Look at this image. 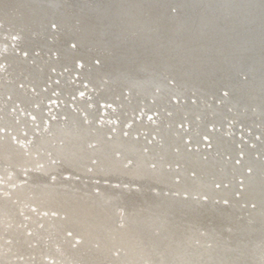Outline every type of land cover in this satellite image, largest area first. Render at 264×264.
Returning <instances> with one entry per match:
<instances>
[{"label":"bare ground","instance_id":"1","mask_svg":"<svg viewBox=\"0 0 264 264\" xmlns=\"http://www.w3.org/2000/svg\"><path fill=\"white\" fill-rule=\"evenodd\" d=\"M75 2L93 5L91 0ZM29 3L35 10L20 14L5 5L6 0H0V63L7 65L0 70V131L17 135L23 127L30 130L31 119L26 115L21 118L17 111L20 107L25 113L27 108L41 126L33 125L28 138L22 135L27 140L20 146L39 154V158L25 156L5 132L0 133V164L11 165L16 172L20 166L49 161L46 155L57 162L40 166L38 172L25 171L26 178L11 177L16 185L10 188L12 195H5L7 188L2 187L0 264H264V123H260L264 122V0H106L103 18L120 37L122 47L135 54L134 61L126 60L125 67L116 71V79L110 73L92 72L88 59H76L69 70L70 65L59 54L51 57L59 49L56 43L42 42L31 49V54L38 52L41 64L24 49L27 58L17 55L7 38L16 36L21 49L20 35L31 41L38 38L37 23L47 27V34L52 33L49 38L59 32V24L66 28L77 25L87 31L94 28L80 24L79 9H69L67 0ZM173 7L179 12L173 13ZM96 38L97 34L93 40ZM68 39V44L59 45L75 55V38ZM195 47L201 56L195 55ZM79 64L81 69H75ZM65 68L78 75L75 83L63 72ZM247 68L254 83H247L243 76ZM55 69L62 73H52ZM134 69L141 71L135 74ZM209 70L217 73L212 77ZM232 75L242 76L233 83L232 94L214 85L222 78L229 84ZM55 78L60 82L54 83V88L42 89ZM200 82L207 92L217 91L220 97L202 98ZM21 83L28 87L21 89ZM30 89L35 91L33 97ZM56 89L61 93L52 96L55 103L67 99L74 106L59 103L57 110L51 103L54 111L47 115L40 101ZM77 90L87 92L72 103L70 98ZM235 93L244 105L242 114L233 107L230 112L235 118H226L259 136V140L255 136L249 139L244 149L237 147L240 141L232 136L227 119L225 127L214 124L222 105L236 106ZM101 102L113 104L116 133L101 122L103 126L93 122ZM31 105L38 108L31 109ZM143 110L148 115L157 114L148 121L145 116L138 117ZM197 113L205 117V127L203 118L194 117ZM60 116L67 122L57 120ZM210 126L215 128L210 131ZM140 133L151 141L150 135H155L158 140L146 143ZM202 136L209 138V149L200 148ZM66 173V178L61 176ZM52 174L61 179L49 182ZM240 177L242 190H237L236 179ZM93 178L122 186L93 185ZM24 179L26 182L16 184V180ZM216 183L224 184L216 188ZM28 203L64 216L52 214L36 220L33 209L25 208ZM253 203L254 208H249ZM24 223L28 224L25 231L19 227ZM68 230L72 238L65 234ZM34 240L38 242L35 246ZM16 255L22 259L13 260ZM46 256H50L48 261Z\"/></svg>","mask_w":264,"mask_h":264},{"label":"rangeland","instance_id":"2","mask_svg":"<svg viewBox=\"0 0 264 264\" xmlns=\"http://www.w3.org/2000/svg\"><path fill=\"white\" fill-rule=\"evenodd\" d=\"M4 2H5V0H3ZM31 1V0H30ZM29 0H15V1H11L10 2V0H6V4L5 5H8L9 6V8H12L13 9V12L14 11H18L20 14H23V13H25V11H29V12H31V11H33L32 9H34V5L33 4H30L29 2H30ZM36 2H39L40 3V5L41 4H43V1L44 0H35ZM68 1V6H69V9H73V10H75L74 8H78L79 9V11H80V14H78V18L80 19V24L82 25V26H84V27H86L87 29L91 26V25H94V26H92V28L93 29H91V30H89V31H87V30H85V29H83V28H79V27H77V25L76 26H71L70 28H66V27H64V26H61L59 23V25H58V29H59V32H57V34H55V35H53V37H51V38H49V36H51L52 35V33H50L49 32V34H47V27L45 26H43L42 24H39V23H37L36 24V26L37 27H34V28H36L37 29V31L39 32V35H38V38H35L33 41H31V40H29V39H31L30 37L28 38L25 34H23V35H20V38H21V40L20 41H22L21 42V49H19L18 48V41H17V37L16 36H12V37H8L7 38V40L6 41H8V43H9V46L11 47H13V48H15V51H16V54L17 55H19V56H22V57H24V58H27V56H26V52H24V51H22L23 49L25 50V51H27L28 52V54H29V56L31 55V57H34L33 59H34V61H35V63H40L41 64V62L40 61H38L37 60V54H38V52L36 53L34 50V52H32V54H31V52L30 51H32L31 49H33V48H35L36 47V45L37 44H43V43H45L46 45H47V42H49V43H56L57 45H58V47H59V49H57L56 51H55V53H52L51 54V57H54L55 58V54H59L60 55V59L61 60H63V61H65V62H67V64L68 65H70V68H69V70H71L72 71V68H71V66H72V64H71V62H73V61H75L76 59H78V58H82V59H88V60H86V61H88V63H89V67H91L90 69L92 70V72H94V73H107V74H112V77H115V79L117 78V76H119V75H117V73H116V71L117 70H120L121 69V67L122 68H124L125 67V63H128V62H126V60H129V61H134V60H132V57L135 55L134 54V52H130V50H128V48L126 47V48H123L122 47V44H121V40L119 39L120 37L119 36H117L116 35V33L115 32H113L112 31V29H110L109 28V24L106 22V21H108L107 19H104L103 17L105 16L103 13L105 12V10H106V5L107 4H105V1L106 0H91V2L90 3H93V5H89V4H83V5H78V3H73V1L74 0H67ZM4 5V6H5ZM4 6H2V7H4ZM19 6L21 7V8H19ZM87 6H88V8H87ZM1 7V8H2ZM32 7V8H31ZM82 7L84 8V9H82ZM169 7V6H168ZM170 9V8H169ZM172 9V8H171ZM35 10V9H34ZM96 11H99V14H96L95 15V12ZM172 11H174L173 13H175V11L176 12H179V10L177 9V8H175V7H173V9H172ZM171 11V12H172ZM78 18H76V20L78 19ZM54 20V19H53ZM51 21V20H50ZM56 21V20H55ZM72 21V20H71ZM49 26V25H48ZM54 27V26H53ZM54 29H55V27H54ZM33 30H35V29H33ZM73 30V31H72ZM79 30H81V31H83V32H85L86 33V35H87V37H82V35L80 34V32H79ZM75 31V34L73 33ZM154 32V31H153ZM8 33H10V32H8ZM27 34V33H26ZM96 34H97V38L96 39H98L99 40V42H98V40H93V36H96ZM115 34V35H114ZM155 34V33H154ZM54 36H56L57 38H55ZM71 36H74V38H75V44H74V46L76 47V49L78 50L77 51V53L75 54V55H72V54H69V52H66L65 51V49H63L64 48V46H60L59 44H61V45H65V44H68L69 42H70V40L68 39V38H71ZM76 36V37H75ZM26 39H25V38ZM119 37V38H118ZM79 38V39H78ZM12 39V40H11ZM47 39H50V40H47ZM119 39V40H118ZM123 39V38H122ZM11 41V42H10ZM14 41V42H13ZM43 42V43H42ZM26 44V45H25ZM1 45L3 46L4 44H2L1 43ZM96 45H98L97 47H95ZM16 46V47H15ZM184 46V45H183ZM136 48H137V46H135ZM2 48V47H1ZM94 48H96V49H94ZM123 48V49H122ZM139 49V48H138ZM189 49H191V47H188V50ZM195 50H196V54L195 55H199V56H201L202 55V53H201V51H199V49L197 48V47H195ZM0 51H1V49H0ZM3 51L5 52V50L3 49ZM2 51V52H3ZM138 51V50H137ZM194 50L192 49V52H193ZM1 53V52H0ZM138 53H142V54H144V52H138ZM54 54V55H53ZM146 55H147V53H146ZM206 55V54H205ZM144 56H145V54H144ZM145 58V57H144ZM78 61V60H77ZM116 61V62H115ZM94 64V65H93ZM100 64V65H99ZM122 64V66H120ZM68 65H67V67H68ZM101 65H103L104 67L103 68H101L100 66ZM5 66H7L5 63H0V70H4L3 68L5 67ZM94 66V67H93ZM151 65H149V67H150ZM36 67H38V66H36ZM78 67V66H77ZM139 67V66H138ZM39 68V67H38ZM75 69H81V65L79 64V67L78 68H76L75 67ZM132 69V68H131ZM136 69V68H135ZM134 69V73L136 74V72L137 73H139L141 70H135ZM140 69V68H139ZM69 70H67V68H65L64 70H63V72L64 73H66V74H68V75H70V77H71V80L73 79V81H71L72 83H75V80L78 78V75H76L75 73H71V71H70V73H69ZM98 70H100V71H98ZM58 70H52L51 72L52 73H54V74H60V73H62V72H57ZM149 71H152V70H149ZM146 74L148 73V71L147 72H145ZM208 73L209 74H213V75H211L212 77L217 73L216 72V70H215V72L214 73H212V72H210V70L208 71ZM244 73L245 74H243V71L241 70V73L240 74H243V76H245V77H247L248 78V81H247V83H249V81H253V83L255 82V78H253V77H248V75L249 76H252L253 74L250 72V70L247 68L246 70H244ZM73 74L75 75V76H73ZM67 75V77H69ZM72 76L74 77V78H72ZM121 76V75H120ZM139 76V75H138ZM140 76H141V74H140ZM186 77V76H185ZM240 77H242V76H237V75H235V77H233V75H232V77L231 78H229V84H227V79L225 78V80L222 78V79H220V81H217L214 85H216L217 87L219 86V87H222V88H224L225 89V91H227V93H230V94H232V92L234 91V85H233V83H236V82H238L240 79ZM184 78V77H183ZM56 79V78H55ZM54 79V81H52V82H47V85L45 86V87H43L42 89L43 90H48V88H51V87H53V84L54 83H58V82H60V80L58 79V81H56ZM115 81V80H114ZM183 81V79L181 78V80L179 81L180 83ZM79 83H82V84H84V86H87V82H84V81H81L80 80V82ZM201 84H202V82H200ZM77 84V83H76ZM186 84V83H185ZM204 84H202L201 85V87L203 88V91H201L200 92V94H201V97L202 98H204V97H207L208 99H210V98H213V97H215V98H217V97H220V96H217L218 95V93H217V91H209V92H207L208 91V89L205 87V86H203ZM23 86V87H22ZM21 89L22 88H24V87H28V85H25V84H23V83H21V86H19ZM30 88V87H29ZM28 88V89H29ZM54 88V87H53ZM141 89H144V87H141ZM213 89V88H212ZM31 90V92L29 93L30 94V96L32 95V97H33V94L35 93V91L34 90H32V89H30ZM144 90H146V89H144ZM200 90V89H199ZM258 90V89H257ZM24 92L25 93H27V92H29L28 90H24ZM54 92V93H53ZM53 92H51L50 91V94H49V97H47V98H44V99H41V103H42V105L41 106H43L44 107V112L48 115V114H50L51 112H53L54 110H53V107L52 106H50V104L51 103H55V101L53 100V99H51L52 98V96H54V94H55V96L56 95H59L60 93H61V91H60V89H56L55 91H53ZM79 92H82V91H78L77 90V92L75 93L76 95H73L71 98H70V100L72 101V103L73 102H75V100L78 98V97H80V96H83L87 91H83L82 92V94L81 93H79ZM173 92H175V91H173ZM57 93V94H56ZM28 94V93H27ZM257 94H260V92L258 91L257 92ZM37 95V94H36ZM174 95H177V97H180L181 99H182V97L180 96V95H178V93H175ZM51 96V97H50ZM179 98V99H180ZM231 98H232V96H231ZM180 99V100H181ZM239 99V100H238ZM52 101V102H51ZM59 101V102H58ZM58 101L55 103V108L57 109V110H59V107H60V105H59V103L61 104V105H66L67 103H68V105L70 106V107H72V105L73 104H71L70 102H67V99H64V100H61V99H58ZM174 101L176 102V98L174 99ZM182 101V103L184 102V100L182 99L181 100ZM221 102L222 100H220V99H216V102ZM233 101H236V106H230V105H222V111L220 112V111H217V113H219V116L216 118L217 119V121H215L214 120V124H219L220 125V127L222 128V127H225L226 125H225V120L227 119L226 117H229V116H233L232 114H231V112H230V109L231 108H233L234 107V109L239 113V114H242L241 113V111H242V107H244V105H241L240 104V98H239V96H238V98H237V95H236V93H235V97H233ZM65 102V103H64ZM230 103H231V101H230ZM44 104V105H43ZM56 104H57V106H56ZM40 106V105H39ZM59 106V107H58ZM74 106V105H73ZM106 106V107H105ZM248 105H246V107H247ZM19 107V106H18ZM47 107V108H46ZM30 108L32 109H37L38 107L36 106V105H31L30 106ZM51 108V109H50ZM73 108V107H72ZM112 108H113V104L111 103V102H101L100 104H99V107H98V111H97V113H96V116L94 117V120H93V122H96V124L97 125H102L101 123H103L104 125H106L107 126V128H108V130H110L111 132H115L116 133V130L115 129H113V127H118V122L116 123L115 121V118H114V116H113V114H112ZM20 109H22V108H17V111L18 112H20V115H21V118H22V116L24 117L25 115V118L26 119H28V118H30V119H28V120H30V123H28V125L30 126V130H26L24 127L22 128V130H21V133H19V134H17V135H15V134H12L11 132H9V131H7V130H5V129H1L2 131H0V133H2L3 135H4V133L5 132H8V133H6V134H8L9 135V137H10V139H11V141L13 142V144H15V145H21L22 144V142H24V141H26L27 139H22V137H25V138H28L27 136H28V133L30 132V131H32L31 129H32V127H33V125H35L36 127H38V126H41V123H39V122H37V121H33V120H35V118L31 115V112L26 108V110L27 111H25V113L22 111V110H20ZM79 111H80V109L79 108H77ZM100 109V110H99ZM107 111V112H106ZM23 112V113H22ZM50 112V113H49ZM107 113H109V114H107ZM141 113V114H140ZM11 114H13V111L11 112ZM10 114V115H11ZM57 114V113H56ZM105 114V115H104ZM110 114H111V117H110ZM138 114H140L138 117H142V118H144L143 116H145V118L148 120V121H150L151 119H152V117H153V115H156L157 113L155 112V113H149V115H148V113H146V111H141V112H138ZM99 115V116H98ZM146 115H148L147 117H146ZM178 115V114H177ZM180 115V114H179ZM263 116H264V114H262ZM31 116V117H30ZM198 117V116H200L198 113L197 114H195L194 115V117ZM108 117V118H107ZM193 117V116H192ZM201 117V119L203 118L204 119V121H205V117H202V116H200ZM234 117V116H233ZM55 117H53L52 118V120L54 119ZM235 118V117H234ZM237 119V118H236ZM57 120H60V122L62 123V124H64V123H66L67 122V120H66V118L64 119V117L63 116H60V118L58 119L57 118ZM99 120H101V121H99ZM108 120V121H107ZM153 120V119H152ZM53 121H55V120H53ZM227 121L228 122H230V124H227V126L228 125H231L232 126V130H231V132H233L232 133V136H234L235 138H236V140H238V141H240L239 143L237 142V147L239 148V149H244V147H246V145L248 146L249 144H248V142H250L249 141V139H252V137L254 138V136H255V139L257 140L258 138H259V136L258 135H255V134H252L251 132L252 131H250V130H252V129H250V128H248L247 129V127H245L243 124H238V123H236V122H234L233 120H230V119H227ZM45 122V121H44ZM99 122V123H98ZM101 122V123H100ZM227 122V123H228ZM244 122V121H243ZM105 123H107V124H105ZM260 123H264V122H261L260 121ZM204 124V127L206 126L205 124H206V121L203 123ZM202 124V125H203ZM103 126V125H102ZM119 126H120V124H119ZM219 127V126H218ZM217 126H216V128H218ZM219 127V128H220ZM229 127V126H228ZM41 129V131H43V133H45L46 132V129H44V128H42V127H40ZM128 128H130V127H128ZM211 126L209 127V130L210 131H212L213 130V128H215V126H213L211 129ZM218 128V130H220ZM25 129V130H24ZM236 130V131H235ZM241 132H240V131ZM34 131V130H33ZM121 131V130H120ZM25 132V134H23ZM35 132L36 133H38V130H35ZM122 132V134L124 133V131H121ZM237 132H239V133H237ZM250 132V133H249ZM143 133V132H142ZM148 134V133H147ZM234 134V135H233ZM240 134H244V135H246V136H248V137H246V138H244V136L243 135H240ZM23 135V136H22ZM124 135H126L127 136V133L125 132L124 133ZM22 136V137H21ZM32 136V135H31ZM135 137H137V135H134ZM140 136H142L143 137V139L145 140V142L147 143V142H149V144H151V143H153V142H155V141H157L158 140V138H157V136H155V135H150L152 138H153V141H151L150 139H147L148 137H146V136H143V134H141L140 133ZM242 136V137H241ZM33 137V136H32ZM242 138V140H241V138ZM248 138V139H247ZM208 139L209 138H207L206 136H202V142H204V144H202L201 146H200V148H203L204 150H206L207 148L209 149L210 147H211V145L210 144H208ZM150 140V141H149ZM155 140V141H154ZM203 140H205V141H203ZM207 140V141H206ZM246 140V141H245ZM259 140V139H258ZM22 141V142H21ZM28 141H30L29 142V144H31V138L28 140ZM187 141H189L188 139H187ZM241 143V144H240ZM206 144H207V146H206ZM240 144V145H239ZM243 144V145H242ZM253 144V146H254V142L252 143L251 142V145ZM250 145V146H251ZM253 146H251V147H253ZM22 146H20L19 148L22 150V151H24L23 152V154L25 155V156H30L31 155V157H33L34 159H38L39 158V154H37V153H32L31 152V150L30 151H26L25 150V148L23 149V147L21 148ZM197 147V146H196ZM195 147V148H196ZM198 148V147H197ZM197 148H196V150H197ZM145 151H146V149H144ZM44 151H42L41 153H43ZM242 155H243V152L241 153ZM241 154H239L238 153V156L239 157H241V159H242V155ZM48 158H49V161H47L46 160V162H40V163H36V162H32L31 163V165H29V166H25V165H23V166H20V167H18L17 169H19L20 168V170H16V172H15V170L14 169H11V165H9V164H3V165H1L0 164V167L2 168L1 170H2V172H0V193H2V187H6L7 188V191L5 192V195H10L11 193V189L13 188V187H15L16 185H15V183L14 182H11V177L13 178V176H17L18 178L19 177H23V178H26V176H27V174H26V172L25 171H28V172H38L41 168H42V166H45L46 164H50V163H56L57 161L56 160H52L51 159V157L49 156V155H46ZM257 156H259L258 154H257ZM227 157V156H226ZM228 159L230 158L229 156L227 157ZM92 162H94V161H92ZM236 162L237 163H239V160H236ZM130 164V163H129ZM5 165H7V166H5ZM34 166V167H33ZM40 166H41V168H40ZM151 166L152 167H154V164H151ZM177 166V167H176ZM173 165V167L174 168H178V165ZM169 167V166H168ZM171 167V166H170ZM6 168V169H5ZM4 170V171H3ZM14 170V171H13ZM88 170L89 171H91V167H89L88 168ZM116 170V169H115ZM118 170V169H117ZM8 171H9V173H8ZM19 171V172H18ZM247 172L248 171H250V169L249 170H246ZM8 174H7V173ZM4 173H6V174H4ZM16 173H18V174H16ZM14 174V175H13ZM69 174L68 173H66V174H62L61 176H63L64 178H66V176H68ZM55 176H57L56 174H52V175H50L49 176V178H48V181L49 182H54L55 180H59V176H57V178L55 177ZM3 177V178H2ZM10 177V178H9ZM76 178V179H75ZM8 179V180H7ZM10 179V180H9ZM61 179V178H60ZM74 179L77 181H79V176H75L74 177ZM89 179L90 178H86L85 179V181L87 182V181H89ZM3 180H5V181H3ZM237 180V190H242V185H239V183L240 182H242L243 181V178H237L236 179ZM6 182V183H5ZM10 182V183H9ZM22 182H26V180L24 179L23 181H18V180H16V184H20V183H22ZM91 182L93 183V185H97V186H100V185H109V183H110V185H113V186H117V187H119V186H122V185H120V184H118L117 182H114V181H110L109 182V180H101V179H99V178H93L92 180H91ZM112 182V183H111ZM3 183V184H2ZM99 183H100V185H99ZM217 184V185H216ZM215 184V186H216V188H220L221 186H222V184H224V183H216ZM227 183H225V185H226ZM9 188H8V187ZM126 185H123V187H125ZM12 187V188H11ZM11 188V189H10ZM131 188H133V187H131ZM93 192H95V193H98V188H94L93 187V190H92ZM168 191H170V190H167V192L166 193H168ZM171 192V191H170ZM172 193L173 194H180L181 192H173L172 191ZM12 195V194H11ZM180 195H186V194H183V193H181ZM235 196L236 197H240V195H239V193H235ZM203 198V199H202ZM201 199H202V201H204V200H206V196H201ZM216 202H218V203H220L221 202V204H228V202H227V200L225 201V200H223V199H219V201H218V199H217V201ZM225 202V203H224ZM247 206V205H246ZM254 206H255V204L253 203V204H251L250 206H249V208H254ZM29 207V208H28ZM245 207V206H244ZM25 208H26V210H30V209H33V210H31V213L33 214V216L34 217H36V220H38V218H42V217H46V218H48L49 217V215H52V214H54V215H61L62 217L64 216V214H59L58 212H53V211H42V210H39L36 206H34V205H31L30 203H28V204H26L25 205ZM40 212V213H39ZM240 212H242V214H243V210H241ZM49 213H51V214H49ZM22 214H24V212H22ZM46 214V215H45ZM42 215V216H41ZM44 215V216H43ZM53 216V215H52ZM38 217V218H37ZM242 217V216H241ZM240 217V218H241ZM21 218H24V219H26L27 218V216H21ZM242 219V218H241ZM242 220H244V219H242ZM245 222H246V220H244ZM119 222V224H122V222H120V221H118ZM117 222V223H118ZM22 224V223H21ZM19 225V227H23V229H24V231H25V229H26V227H28V224L27 223H24L23 225ZM27 225V226H26ZM25 227V228H24ZM41 227V224H39V228ZM30 232V230H27L26 231V233L28 234ZM71 230H68V231H65V234L68 236V238H72V236H71ZM29 235V234H28ZM7 239H10V238H7ZM45 239V242H48L49 240V237H46V238H44ZM74 241V240H73ZM75 241H76V239H75ZM38 242L37 241H32V245L33 246H35L36 244H37ZM75 245H76V243H74L73 244V246L75 247ZM16 258H20V259H22V257H19V256H14L13 257V260H16ZM50 259V256H46V258H45V260L46 261H48ZM51 261H52V259H51ZM58 261V263L60 262V259H58L57 260Z\"/></svg>","mask_w":264,"mask_h":264}]
</instances>
